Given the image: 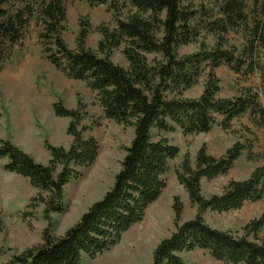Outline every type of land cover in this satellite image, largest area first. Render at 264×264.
Masks as SVG:
<instances>
[{"label": "trees", "instance_id": "16d2710c", "mask_svg": "<svg viewBox=\"0 0 264 264\" xmlns=\"http://www.w3.org/2000/svg\"><path fill=\"white\" fill-rule=\"evenodd\" d=\"M91 5L109 4L114 26L100 24L102 38L97 49L87 46L92 25L89 16L79 19L76 47L64 38L68 0H0V71L16 47L23 45L33 20L42 53L71 79L83 80L96 93L104 116L134 126L131 143L125 147L121 168L108 191L81 215L63 236L51 233L53 213L66 210L65 187L81 176V169L98 158L100 144L88 136L91 126L83 124L87 105L78 98L75 108L62 101L53 104L57 116L70 118L68 148L46 140L50 151L47 163L0 137L3 168L47 192L44 203L43 242L25 249L0 264H83L86 256L98 254L118 244L122 236L143 221L147 209L167 186L165 174L180 149L162 133L180 129L185 135L207 133L215 124L230 130L232 123L249 115L251 123L264 127V0H88ZM123 5H122V4ZM129 7L130 12H123ZM241 33L242 50L229 45V34ZM212 35L216 44L180 55L182 46ZM123 46L128 61L124 67L112 59ZM228 66L237 74L258 73L259 89L244 88L233 97L219 96L221 79L217 69ZM206 72L207 80L198 98L185 97ZM221 120L219 121V118ZM159 138L155 139L154 131ZM253 142L237 141L224 154L215 156L204 143L193 163L187 153L176 170L191 205L197 208L192 219L182 222L184 203L174 196L176 225L153 251L148 264H190L181 255L196 249L208 251L224 264H264V213L250 220L244 234L218 229L206 221L205 213L241 209L247 202L264 197V165L249 177L231 180L222 192L206 196L203 180L228 174ZM37 200V198H35ZM2 220L0 219V230Z\"/></svg>", "mask_w": 264, "mask_h": 264}, {"label": "rangeland", "instance_id": "374dc122", "mask_svg": "<svg viewBox=\"0 0 264 264\" xmlns=\"http://www.w3.org/2000/svg\"><path fill=\"white\" fill-rule=\"evenodd\" d=\"M67 9L64 38L69 47H76L80 17L89 16L92 30L87 39V46L96 50L102 38L97 27L100 24L114 26L113 11L109 4L91 5L88 0H68ZM123 12L125 15L130 12L129 7H125ZM39 30V25L33 20L23 45L15 48L12 57L0 71V137L10 139L38 162L47 163L50 151L45 145L46 140L66 148L72 142V136L67 133L70 118L57 116L53 104L62 101L68 108H75L78 98H81L87 105L88 112L83 124L91 126L87 135L94 136L100 144L97 160L91 166L82 168L81 176L66 185V210L51 214V233L59 237L113 185L121 168L125 147L133 139L134 126L106 118L96 100V93L85 81L68 78L45 58L38 38ZM228 38L229 45L243 49L245 40L241 33L231 32ZM203 43L212 48L216 39L212 35L201 37L198 41L180 47L179 53H193L199 50ZM112 59L119 65L128 66L123 46L114 50ZM216 71L222 87L219 96L233 97L244 88L260 87L261 79L258 73L243 76L226 65ZM206 80L205 72L184 96L198 98L204 90ZM159 134L161 133L158 130L154 131L155 139L159 138ZM162 134L180 149L177 158L170 161L169 170L165 174L167 186L162 195L147 209L143 221L128 230L118 244L95 258L86 256L83 264H148L152 261L156 245L176 229L174 196L179 195L184 203L182 222L192 219L196 214L197 208L191 205L185 188L177 179L176 170L187 153L194 163L202 144L207 145L209 153L220 156L239 140L253 142L252 153L245 151L228 174L213 180H203V193L206 196L222 192L229 181L245 179L257 167L264 165V127L251 123L249 115L235 119L230 130H224L218 122L207 133L185 135L177 129ZM4 163L5 160H0V262L41 244L43 230L48 224L43 215L44 203L40 198H47L48 193L34 187L28 179L6 171L3 168ZM263 213L264 197L259 201L247 202L236 211H208L205 218L212 226L241 236L244 234V226ZM259 238L264 239V228ZM181 255L190 264H224L206 250L184 251Z\"/></svg>", "mask_w": 264, "mask_h": 264}]
</instances>
